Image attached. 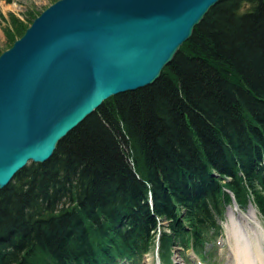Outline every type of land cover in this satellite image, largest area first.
I'll return each instance as SVG.
<instances>
[{
  "label": "trees",
  "instance_id": "obj_1",
  "mask_svg": "<svg viewBox=\"0 0 264 264\" xmlns=\"http://www.w3.org/2000/svg\"><path fill=\"white\" fill-rule=\"evenodd\" d=\"M233 202L264 221V0L219 2L157 82L107 99L0 189V264L206 260Z\"/></svg>",
  "mask_w": 264,
  "mask_h": 264
},
{
  "label": "water",
  "instance_id": "obj_2",
  "mask_svg": "<svg viewBox=\"0 0 264 264\" xmlns=\"http://www.w3.org/2000/svg\"><path fill=\"white\" fill-rule=\"evenodd\" d=\"M222 0H57L0 54V189L107 99L152 86Z\"/></svg>",
  "mask_w": 264,
  "mask_h": 264
},
{
  "label": "rangeland",
  "instance_id": "obj_3",
  "mask_svg": "<svg viewBox=\"0 0 264 264\" xmlns=\"http://www.w3.org/2000/svg\"><path fill=\"white\" fill-rule=\"evenodd\" d=\"M54 2L55 0H11L10 3L0 1V54L9 49L13 44L9 39L8 33L12 39L20 38L16 32L17 24H15V21L21 23V25L26 30L31 25L32 21ZM224 212V220L221 223V235L223 237L218 242H215L214 245L206 247L204 253L208 252V255L206 257L207 259L204 260L205 264H231L232 246L225 234V222L230 212H233L235 215L234 218L238 220L243 215H254L255 213L257 216V221L260 222L264 229V221L261 219L259 212L252 208V206L250 207L248 205L245 210H240L236 205L235 207L232 205L228 206ZM241 223L245 227L247 226L245 221H241ZM160 225L165 226L166 223L161 222ZM174 248L175 249L173 250L169 259L171 260V264H201L199 259L196 258L191 252L187 253L183 252L178 247ZM158 262V256L156 255V252H154L153 254L145 256L141 260L140 264H158Z\"/></svg>",
  "mask_w": 264,
  "mask_h": 264
},
{
  "label": "bare ground",
  "instance_id": "obj_4",
  "mask_svg": "<svg viewBox=\"0 0 264 264\" xmlns=\"http://www.w3.org/2000/svg\"><path fill=\"white\" fill-rule=\"evenodd\" d=\"M234 216L230 212L225 222V234L232 246L231 264H264V229L256 214L243 215L239 220Z\"/></svg>",
  "mask_w": 264,
  "mask_h": 264
}]
</instances>
